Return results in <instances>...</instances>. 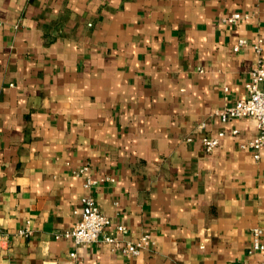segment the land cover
<instances>
[{
	"label": "crops",
	"instance_id": "crops-1",
	"mask_svg": "<svg viewBox=\"0 0 264 264\" xmlns=\"http://www.w3.org/2000/svg\"><path fill=\"white\" fill-rule=\"evenodd\" d=\"M262 57L264 0H0V264H258L264 148L220 114ZM85 165L109 233L151 235L138 257L64 237Z\"/></svg>",
	"mask_w": 264,
	"mask_h": 264
},
{
	"label": "built area",
	"instance_id": "built-area-1",
	"mask_svg": "<svg viewBox=\"0 0 264 264\" xmlns=\"http://www.w3.org/2000/svg\"><path fill=\"white\" fill-rule=\"evenodd\" d=\"M249 19L248 16L235 13L226 19L229 24H235L239 21ZM262 40H258L253 45V50L261 55ZM249 45L246 39H239L233 47L234 52H240ZM264 84V58L258 59L253 66L250 82L247 84L248 96L233 107L226 108L221 114V120L227 124L234 120L251 119L254 120L258 127V135L250 144V148L254 152V158L259 160L261 150L264 148V90L261 86ZM237 134V131L234 132ZM225 136L220 132L217 137H206L202 140L203 146L207 153L215 151L220 140ZM191 141V140H189ZM77 178L84 180V188L89 192L83 200L85 208L81 219L75 226L64 234L76 247L91 246L94 244H105L110 247L118 248L127 258L138 257L143 251L148 250L152 245V237L150 234H144L137 240H120L119 236L124 234L126 229L122 226L118 227L113 233H109L111 220L105 216L97 206L96 200L90 194L91 190L97 185V181L91 175V168L85 165L75 172ZM31 233L29 228L20 231L19 235L28 236ZM3 234L0 232V237ZM253 242L249 253H260L262 260L258 264H264V232L261 228L252 230ZM74 256V254L72 255ZM241 264H248L242 262Z\"/></svg>",
	"mask_w": 264,
	"mask_h": 264
}]
</instances>
